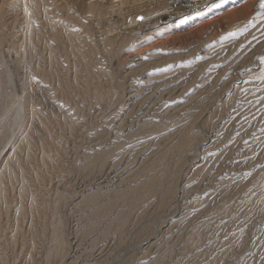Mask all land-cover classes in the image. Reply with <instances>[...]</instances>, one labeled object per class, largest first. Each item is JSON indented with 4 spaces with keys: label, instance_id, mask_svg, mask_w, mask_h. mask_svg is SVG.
<instances>
[{
    "label": "rangeland",
    "instance_id": "rangeland-1",
    "mask_svg": "<svg viewBox=\"0 0 264 264\" xmlns=\"http://www.w3.org/2000/svg\"><path fill=\"white\" fill-rule=\"evenodd\" d=\"M0 264H264L261 0H0Z\"/></svg>",
    "mask_w": 264,
    "mask_h": 264
},
{
    "label": "snow or ice",
    "instance_id": "snow-or-ice-1",
    "mask_svg": "<svg viewBox=\"0 0 264 264\" xmlns=\"http://www.w3.org/2000/svg\"><path fill=\"white\" fill-rule=\"evenodd\" d=\"M223 2V0H222ZM261 6L264 7V0H261Z\"/></svg>",
    "mask_w": 264,
    "mask_h": 264
}]
</instances>
